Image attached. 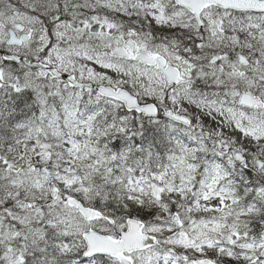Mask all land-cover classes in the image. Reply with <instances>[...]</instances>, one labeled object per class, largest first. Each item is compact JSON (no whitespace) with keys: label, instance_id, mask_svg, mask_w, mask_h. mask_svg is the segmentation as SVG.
I'll list each match as a JSON object with an SVG mask.
<instances>
[{"label":"snow or ice","instance_id":"obj_1","mask_svg":"<svg viewBox=\"0 0 264 264\" xmlns=\"http://www.w3.org/2000/svg\"><path fill=\"white\" fill-rule=\"evenodd\" d=\"M0 264H264V0H0Z\"/></svg>","mask_w":264,"mask_h":264}]
</instances>
